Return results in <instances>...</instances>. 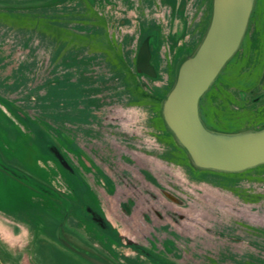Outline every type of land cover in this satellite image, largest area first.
I'll list each match as a JSON object with an SVG mask.
<instances>
[{
    "label": "rangeland",
    "instance_id": "374dc122",
    "mask_svg": "<svg viewBox=\"0 0 264 264\" xmlns=\"http://www.w3.org/2000/svg\"><path fill=\"white\" fill-rule=\"evenodd\" d=\"M212 14L213 0H0V264H264V165L200 169L164 119ZM148 35L158 77L139 83L161 105L127 78ZM241 44L201 104L228 135L264 128L239 97L264 79V0Z\"/></svg>",
    "mask_w": 264,
    "mask_h": 264
},
{
    "label": "water",
    "instance_id": "95a60500",
    "mask_svg": "<svg viewBox=\"0 0 264 264\" xmlns=\"http://www.w3.org/2000/svg\"><path fill=\"white\" fill-rule=\"evenodd\" d=\"M253 5L254 0H213L212 20L201 47L182 65L178 82L164 104L167 126L195 166L203 170L240 173L264 165V130L218 134L209 131L200 117L201 99L242 45ZM152 37L139 49L136 71L156 79Z\"/></svg>",
    "mask_w": 264,
    "mask_h": 264
},
{
    "label": "trees",
    "instance_id": "16d2710c",
    "mask_svg": "<svg viewBox=\"0 0 264 264\" xmlns=\"http://www.w3.org/2000/svg\"><path fill=\"white\" fill-rule=\"evenodd\" d=\"M90 1V0H88ZM152 35H148L147 37H150ZM146 37V38H147ZM154 37V36H153ZM104 46H107L108 45V42L105 41L104 42ZM152 46V50H154V47L153 45L151 44ZM152 61H153V54H152ZM121 63H123L122 60H120ZM152 65L155 67V65L153 64L152 62ZM156 68V67H155ZM157 71V70H156ZM127 72V78H128V83H130V87L132 89V96L137 100H140L142 101L144 104H159L161 105L165 100V99H160L157 95H154V94H148L146 93L140 86V83H139V77L143 76L141 74H138L137 71L136 73H132L128 70H126ZM151 79V78H150ZM157 79V78H156ZM156 79H152V80H156ZM253 89L250 93L248 92H245V91H239V97L241 100H244V104L247 103L249 105H259V106H264V79H261V80H258V82H256V84H254L253 86ZM204 99V97H203ZM200 101V115H201V104H202V100ZM202 117V116H201ZM204 126L211 132H214V133H218V134H230V133H234L235 129L233 128H230V129H227V124L225 123V120H223L224 124H221V125H214V123L212 122L211 124H213V126H209V124L204 120V118L202 117L201 118ZM164 122V120H163ZM245 128H248V127H245ZM239 130V129H238ZM237 130V131H238ZM264 130V128H259L257 130H254V131H262ZM36 191L40 192V194H43V195H46V193L44 191H39L36 189ZM46 196H49L51 197L49 194H47ZM53 198V197H52ZM55 201H58L56 200L55 198H53ZM62 231H60V238L63 242H67L66 240H64V238L62 237ZM71 247V246H70ZM72 248V247H71ZM87 252L91 253V254H94L95 251H93L92 249L90 248H86L85 249Z\"/></svg>",
    "mask_w": 264,
    "mask_h": 264
},
{
    "label": "flooded vegetation",
    "instance_id": "af4514ba",
    "mask_svg": "<svg viewBox=\"0 0 264 264\" xmlns=\"http://www.w3.org/2000/svg\"><path fill=\"white\" fill-rule=\"evenodd\" d=\"M151 44L153 45L154 44V38L152 37V41H151ZM2 170L4 171V172H7V173H9V175H11V176H13V178H15V179H18L22 184H25V185H27V186H29L30 187V183L24 178V179H22L21 177H18V175L16 174V173H14L13 171H9L8 170V168H2ZM31 188V187H30ZM34 190H36V189H34ZM37 190H39V191H44V190H42L40 187H37ZM38 192V191H37ZM39 194H40V192H38ZM43 195V194H42Z\"/></svg>",
    "mask_w": 264,
    "mask_h": 264
}]
</instances>
